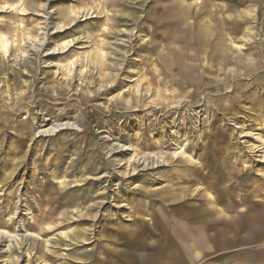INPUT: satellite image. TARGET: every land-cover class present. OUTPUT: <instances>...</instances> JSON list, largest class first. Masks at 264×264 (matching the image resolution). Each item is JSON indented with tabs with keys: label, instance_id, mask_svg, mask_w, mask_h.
Listing matches in <instances>:
<instances>
[{
	"label": "rangeland",
	"instance_id": "rangeland-1",
	"mask_svg": "<svg viewBox=\"0 0 264 264\" xmlns=\"http://www.w3.org/2000/svg\"><path fill=\"white\" fill-rule=\"evenodd\" d=\"M263 150L264 0H0V264H264Z\"/></svg>",
	"mask_w": 264,
	"mask_h": 264
},
{
	"label": "bare ground",
	"instance_id": "bare-ground-1",
	"mask_svg": "<svg viewBox=\"0 0 264 264\" xmlns=\"http://www.w3.org/2000/svg\"><path fill=\"white\" fill-rule=\"evenodd\" d=\"M4 35V34H3ZM5 38V37H4ZM3 50H4V52L5 51H7V48H6V46L3 44ZM233 72V71H232ZM244 98V97H243ZM243 101V100H242ZM178 105H179V103H178ZM184 109V108H183ZM236 114V113H235ZM246 130V129H245ZM245 130H243L242 129V133L244 134L245 133ZM244 136L245 137H247V136H249V135H245L244 134ZM249 149L253 152V153H255L256 154V156L258 155V153H260V152H262L260 149H259V147H256V146H254L253 144L249 147ZM264 151V150H263ZM260 157V156H259ZM261 159H263L264 158V155H263V157H260ZM255 161V160H254ZM161 162H159V163H149V164H146V163H143V164H141V166H143V168L144 169H149V168H154L155 167V165H158V164H160ZM203 166V168H205V166L204 165H202ZM106 177V176H105ZM104 177V178H105ZM208 179H211V180H214V182L213 183H210V182H208L205 178H202L200 181H203V182H206V184H205V188H204V194L203 195H199V196H201V197H203V198H205L203 201H204V205H205V207L204 208H201L202 207V205H200V206H197V207H195V206H192V205H189L188 207H187V209H189V210H187L186 208H184V210H182V211H180V214H184V215H187V212L186 211H190L191 210V214L192 215H196L194 218H195V220H197L198 222H201V223H204V222H209V220H207V213H209V212H211V211H215V213L217 214V215H219V216H217V217H222V216H225L226 217V214H225V211L223 210V209H220V210H216L217 209V203H218V201H219V198H218V195L217 196H215V194H213V193H210L209 191H212V190H215L216 189V187L218 186V185H222L223 184V179L221 178V177H215V175H209L208 176ZM221 179V180H220ZM221 182V183H220ZM217 185V186H216ZM216 186V187H215ZM173 188V186L170 188V190H168V189H165L166 191H168V192H170L171 193V191H175V192H178V194H171L169 197H165L164 199H163V201H177V200H183L186 196H188V193L187 192H185V191H181L180 189H172ZM83 201H85V202H88V201H94V197L93 196H91V197H87V198H85ZM232 201V200H231ZM233 203H234V201H233ZM95 205L96 204H92V209L95 207ZM238 205V203H234V204H232L231 206H232V209L233 208H235L236 206ZM241 205V204H240ZM91 207L87 210L88 211V213L89 212H91L92 210H91ZM100 206H98L97 205V208H99ZM227 207V206H226ZM195 208V212H193L192 213V209H194ZM229 208V207H228ZM225 209V208H224ZM234 210V209H233ZM179 213V212H178ZM81 217V216H80ZM238 217H241V216H238ZM206 218V219H205ZM85 220V219H84ZM188 222V221H187ZM254 228H258L257 227V225H255V227ZM200 232H203L202 230H199ZM201 235H200V237H202L203 236V234L204 233H200ZM34 235H36V234H34ZM36 236H38V235H36ZM35 236H30V235H27V233L25 234V235H22L21 237H19V236H16L15 238H14V240L15 241H18V238L20 239L19 240V242H17V245H23V244H28L29 242H30V240H32V238L33 239H35L34 238ZM39 239V238H38ZM14 240H12V238H7V237H4V236H0V247L4 244V243H6V242H10L13 246H11V248L7 251V252H10L11 250H14ZM12 247H13V249H12ZM49 257H48V255L47 254H44L42 257H40V258H36V260H35V262L36 261H38V264H42V263H44V264H47V259H48ZM40 260H42V262H39Z\"/></svg>",
	"mask_w": 264,
	"mask_h": 264
},
{
	"label": "crops",
	"instance_id": "crops-1",
	"mask_svg": "<svg viewBox=\"0 0 264 264\" xmlns=\"http://www.w3.org/2000/svg\"><path fill=\"white\" fill-rule=\"evenodd\" d=\"M185 245L186 243H183L185 252H182L181 254L179 253L182 258L183 264H243L242 256L240 254H237L236 247L233 249L235 250V252H233V254H230L229 256H223L221 258L218 256L215 257L213 260L206 259V252H209L212 249L204 244L203 236L200 237V235L196 236V239H193L192 243H188V248ZM204 246H206L207 248H205ZM154 260V264H174L171 259L167 261H161L159 258H155ZM247 264H258V261L256 259L255 262H253L252 258H250Z\"/></svg>",
	"mask_w": 264,
	"mask_h": 264
}]
</instances>
